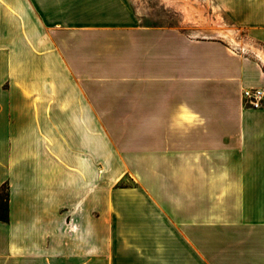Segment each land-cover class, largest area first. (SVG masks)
<instances>
[{
    "label": "crops",
    "instance_id": "1",
    "mask_svg": "<svg viewBox=\"0 0 264 264\" xmlns=\"http://www.w3.org/2000/svg\"><path fill=\"white\" fill-rule=\"evenodd\" d=\"M198 1L264 53V0ZM128 7L0 0V248L58 256L68 235L108 264H264V98H242L264 95V63L172 29L144 37ZM97 164L135 186L97 187Z\"/></svg>",
    "mask_w": 264,
    "mask_h": 264
},
{
    "label": "rangeland",
    "instance_id": "2",
    "mask_svg": "<svg viewBox=\"0 0 264 264\" xmlns=\"http://www.w3.org/2000/svg\"><path fill=\"white\" fill-rule=\"evenodd\" d=\"M172 1L173 0H128L129 13L135 17L134 22H136L137 27L144 29V37H146L147 31L151 29H172L175 30L177 34H186L193 41H216L225 45H231V43L225 40V38L216 36L215 34L207 31L209 28H214V23L210 24L212 21V15L207 11V9H204V7L200 5L198 0L194 1L198 3H196L197 7H200L202 16L205 19V23L203 25H201L202 23H200V21H195L194 19L187 20L181 11L173 7L171 4ZM189 1L193 2V0ZM214 21H216L215 23L219 22L223 24L226 28L233 29L223 23L219 18H215ZM238 39L239 41H242L241 38ZM231 46H229V48H231ZM235 48L232 49L238 53L244 54V52H246L247 55L250 54L248 51H241L240 49ZM145 49L146 48H144V50ZM128 54H130V51ZM262 62L264 63L263 60ZM127 65L128 70L131 72H134L137 69L135 58H133V61L129 62ZM131 82H135V80H131ZM132 87H134V84ZM112 129L119 132V130L123 128ZM109 176V172H105L103 166L98 165L97 187L106 185L105 182H107V185L117 188H132L135 186V180L133 176L127 175L122 180L117 182L109 181ZM6 195L7 190L5 187H3L2 197H5ZM5 205L6 209L3 213V217H5L7 221V202ZM262 209L263 208H250L249 213L251 216L258 215ZM70 226V222L68 221L67 225L65 224V231H67V233L70 232ZM64 246V254H59L58 256L54 254H32L26 256H16L15 259L13 256H8L3 248H0V264H108L110 261V256L105 255L101 242L100 245L96 246L95 252H93V248H90V253H88L86 239H73L72 237L70 238L68 235H65Z\"/></svg>",
    "mask_w": 264,
    "mask_h": 264
},
{
    "label": "bare ground",
    "instance_id": "3",
    "mask_svg": "<svg viewBox=\"0 0 264 264\" xmlns=\"http://www.w3.org/2000/svg\"><path fill=\"white\" fill-rule=\"evenodd\" d=\"M197 2L193 0H173L171 4L173 7H175L177 10L181 11L183 16L187 20L194 19L195 21H200L203 25L205 23V19L202 16V12L200 10V7H197ZM199 6V5H198ZM214 28H209L207 31L215 34L216 36L225 38V40L229 41L233 47L236 48H248L250 51H254L263 61H264V53L256 50L254 47L249 46L247 44H242L238 41L235 40L234 33L231 29L226 28L223 24L221 23H214ZM76 228L74 226H70V231H75Z\"/></svg>",
    "mask_w": 264,
    "mask_h": 264
},
{
    "label": "built area",
    "instance_id": "4",
    "mask_svg": "<svg viewBox=\"0 0 264 264\" xmlns=\"http://www.w3.org/2000/svg\"><path fill=\"white\" fill-rule=\"evenodd\" d=\"M242 98L251 109H260L263 104V91L260 89H246L242 92Z\"/></svg>",
    "mask_w": 264,
    "mask_h": 264
},
{
    "label": "trees",
    "instance_id": "5",
    "mask_svg": "<svg viewBox=\"0 0 264 264\" xmlns=\"http://www.w3.org/2000/svg\"><path fill=\"white\" fill-rule=\"evenodd\" d=\"M2 188L0 189V220L6 221L5 217H3V213L6 209L5 203L7 202V195L2 197Z\"/></svg>",
    "mask_w": 264,
    "mask_h": 264
}]
</instances>
